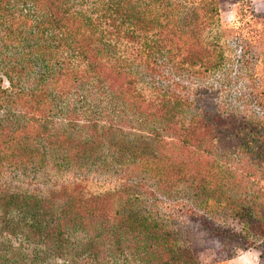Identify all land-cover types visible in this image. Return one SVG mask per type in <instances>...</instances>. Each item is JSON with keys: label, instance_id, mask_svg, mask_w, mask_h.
<instances>
[{"label": "trees", "instance_id": "16d2710c", "mask_svg": "<svg viewBox=\"0 0 264 264\" xmlns=\"http://www.w3.org/2000/svg\"><path fill=\"white\" fill-rule=\"evenodd\" d=\"M231 10L0 0V264L264 257V14Z\"/></svg>", "mask_w": 264, "mask_h": 264}, {"label": "rangeland", "instance_id": "374dc122", "mask_svg": "<svg viewBox=\"0 0 264 264\" xmlns=\"http://www.w3.org/2000/svg\"><path fill=\"white\" fill-rule=\"evenodd\" d=\"M233 1L234 0H219V8L221 11L222 20L228 23H230L233 20V17L231 16V14L233 13L231 10ZM247 1L249 2L250 8L252 9L254 13L264 14V0H247ZM236 53L237 52L233 51V53L231 54V58L234 59V56H236ZM234 67H236V63L233 61V63H231L228 66V68L230 70V69H233ZM231 75H232L231 72L227 73L226 75L229 78H231L230 85L227 87V90H226L227 93L230 94L229 97H227L226 103L233 101L231 97L234 96V94L236 95L238 92L239 84L236 81L234 82V79L232 78ZM220 81H221V74L219 73V75H213L209 82H211L212 85L217 86L219 85ZM9 244L11 246H17L18 241L17 239L10 237ZM218 246L219 245H216L215 247H218ZM22 248H23L22 254L24 258L29 260V257H31V252L33 248L35 252L37 249H42V245L39 244L38 246L34 247L33 244L23 243ZM258 253H259L258 249H255V248H250L245 251H239L236 254L229 255L225 261V264H264V257L259 258ZM215 256H216V253H215V250L212 248V246L202 249L201 251V258L204 262H209L210 260L215 258ZM42 258L43 259L38 261L37 264H52V263L62 264L63 261L66 264L65 259H63V257L61 256L46 255L45 257L43 256Z\"/></svg>", "mask_w": 264, "mask_h": 264}]
</instances>
